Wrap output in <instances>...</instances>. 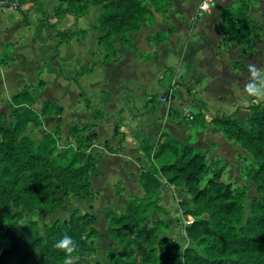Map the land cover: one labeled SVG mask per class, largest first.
I'll return each instance as SVG.
<instances>
[{
    "label": "trees",
    "instance_id": "1",
    "mask_svg": "<svg viewBox=\"0 0 264 264\" xmlns=\"http://www.w3.org/2000/svg\"><path fill=\"white\" fill-rule=\"evenodd\" d=\"M59 0L58 21L65 15L75 20L85 15L92 6H100L97 19V43L100 49L115 54L113 37L119 44L129 47L128 35L139 30L144 22L153 23L154 13L166 14L171 0ZM235 9L221 11L224 26L221 32L227 42L239 44L244 52L252 51V39L260 32L257 22L248 16L250 3L256 0H236ZM63 6H65L63 8ZM49 29H54L45 18ZM63 33L64 38L56 35ZM73 35V28L50 34L57 41V48ZM166 39L163 31L150 39L159 44ZM7 56L0 59V66ZM54 57L46 59L45 64ZM46 67V65H45ZM80 68L71 77L59 76L76 85L85 107L94 120L108 119L101 108L79 87L78 80L90 73ZM45 83L37 79L35 85L22 87L8 100V122L0 113V264H63L64 254L54 247L63 235L77 241L79 259L98 256L99 249L93 243L98 237L97 219L92 213L74 210L69 219L43 226L40 233L37 221L28 220L21 227L22 212L36 214L39 210H57L64 205V198L93 199L91 176L96 160L90 148L97 136L87 133L88 126L69 129L71 143L59 146L60 128L45 132L44 120L60 116L62 108L53 101H44L35 109L38 93ZM187 92L191 89L185 88ZM173 90V89H172ZM168 91L150 101H143V108L157 98L167 96ZM173 93L171 98L173 97ZM197 113L186 116L191 125L204 127L208 122L226 139L245 150L258 164L250 169L249 176L261 199H253L249 206L250 217L243 220V194L221 181L223 168L211 166L205 155L189 144L160 133L154 141L139 138V150L149 162L138 178L143 191L141 197L133 194L123 201L121 214L108 209L105 219L110 243L105 255L106 264H176L177 243L162 234L167 225L161 221L151 224L154 214L164 209L159 204L162 181L179 189L188 198L180 207L193 222L185 227V236L195 243L182 252L183 264H264V102L251 101L246 107L249 116L241 125L234 114L216 115L206 121L204 104ZM191 120V121H189ZM121 123L116 121L114 136H120ZM40 134V139L31 135ZM122 138L119 140L121 144ZM77 264H101L98 261H81Z\"/></svg>",
    "mask_w": 264,
    "mask_h": 264
},
{
    "label": "crops",
    "instance_id": "2",
    "mask_svg": "<svg viewBox=\"0 0 264 264\" xmlns=\"http://www.w3.org/2000/svg\"><path fill=\"white\" fill-rule=\"evenodd\" d=\"M172 2L165 15L154 13L153 23L144 22L137 32L128 35L129 47L119 44L118 37H113L115 54L101 50L97 43L99 34L95 28L101 13L100 6H92L76 20L71 15H65L59 21L56 11L59 0H28L19 9L0 7V59L7 56L6 63L0 66V97L4 93L10 97L24 86H33L44 75H53L51 78L55 77L54 80L74 85L62 79L58 72L50 71L59 70L63 76L71 77L80 68L91 69L90 73L79 78V87L95 106L111 115L108 119H93L76 85L84 108L90 113V119L81 124L72 120L74 117L65 95L67 85L57 86L55 94L50 93L44 99L62 108L60 116L49 117L52 122L60 124L61 120L69 121L66 130L61 127L60 138L62 132L69 135L72 126H88L87 133L96 134L97 139L90 148V154L96 160V169L91 176L93 190L97 188V192L105 195L110 193L114 182L120 183L121 197L116 198L118 211L129 195H143L138 178L141 170L147 168L148 161L139 150L140 137L154 141L160 133H167L172 139L199 150L206 161L210 154L222 157L223 152L225 154L239 147L233 141L235 145L227 143L210 123L207 122L204 127L191 125L186 116L199 112L198 102H201L204 104L202 113L206 121L216 115L234 114V118L245 126L249 116L246 107L253 101L243 90L248 77V64L264 67V45L258 49L256 47L264 42V0L249 4L248 16L258 23L260 36L252 39L253 49L246 53L241 45L227 42L221 32L224 26L221 11L225 8L235 9L238 6L236 0H214L213 8L208 12L198 10L202 0ZM45 18L49 24L56 25L54 29L47 27ZM186 20L191 23L187 29L184 27ZM33 24L41 28L35 30ZM71 28L73 35L57 48V41L52 40L50 34ZM161 31L166 39L159 44L151 42L150 39ZM209 34L215 36L214 43L208 41ZM56 36L65 37L63 33ZM45 46L54 51L53 54L48 52L42 55ZM51 57L54 59L45 64L46 59ZM59 61L74 66L72 73L54 68L53 65ZM42 81L45 85L38 93V99L48 86L46 81ZM166 87L173 89L172 98L168 101L157 98L143 108L144 100L161 96L169 90ZM185 88L192 92H187ZM43 102L37 100L35 106H41ZM116 121L121 123L122 150L116 156H111L110 152L120 140L113 134ZM103 132L110 135L109 139L101 136ZM96 179L97 183H94ZM172 192L174 195L181 193L162 181L159 194L162 208H167L165 204ZM183 198L188 202L185 196ZM107 200L113 202V199Z\"/></svg>",
    "mask_w": 264,
    "mask_h": 264
},
{
    "label": "rangeland",
    "instance_id": "3",
    "mask_svg": "<svg viewBox=\"0 0 264 264\" xmlns=\"http://www.w3.org/2000/svg\"><path fill=\"white\" fill-rule=\"evenodd\" d=\"M143 3L144 5H147L146 0H144ZM171 3H173L172 0H171ZM176 5L177 4L175 3L174 6ZM203 16L207 17L206 14H203ZM185 22L187 23H184V27L185 29H187L189 28V25L191 23L189 22V20H186ZM36 23L40 25L39 21H36ZM40 28H41L40 26L33 24V29L38 30ZM259 36H260L259 32H256L253 38H259ZM207 38L209 42L214 43V40H215L214 35L209 34ZM263 45H264V42L261 45L257 44L256 47L258 49ZM48 52H51V54H53L54 51H50V48L45 46L42 55ZM46 56L48 57L49 55H46ZM53 67L61 68L63 71L67 73L73 71L74 69V66H71L68 63H63L60 61L57 64L53 65ZM51 76L53 75H44L41 77L42 80L48 83V86L45 89V91L41 93V96H39L38 102L41 103L45 101L46 99H44V97L50 93L55 94L57 86L64 87V85H67L66 87L67 91L65 95L67 97L66 101L68 105L70 106L69 109L71 110V114L74 117L72 118V120L75 121V123L81 124V122H85L86 119H90V113L84 108L83 100L79 97L78 95L79 91L76 88V86L70 83L64 82L62 80H59V79L54 80L55 77L51 78ZM32 79H34L33 76H32ZM166 89H169V87L168 88L166 87ZM8 100H9V96L7 93H4V96L0 97V113L3 115L6 121L11 122L12 119L9 117V111H8ZM165 101H168V100H165ZM39 107L40 106H35V109L39 110ZM182 115H184V110H182ZM66 120L67 119H64L63 121L61 120L60 124H57L56 120H55L56 121L55 123V122H52L53 120L51 121V118L45 119L43 122L44 127H45L44 131L45 132L53 131L56 128V126H59L60 130H62L61 127H63V129L66 130L67 126L69 125V121L67 123ZM111 133H112V130L110 129L109 134ZM218 134L227 143H231L232 145H235L232 141L226 140L220 133ZM61 135H62V138H60L59 140L60 141L59 146L62 149L63 147L70 144L71 140H69L70 137L67 132H62ZM31 136L37 140L41 138L40 134H33ZM101 136L104 137L105 139H109L110 137V135H108L107 132L101 133ZM119 138L120 136H117V139ZM118 145H116L117 147L113 148L112 152H110L111 156H116L117 153L121 152L122 145H119V146ZM223 155L224 156L222 157L221 156L214 157L210 154L207 156L209 160V161L207 160V163L213 167L214 166L222 167L224 170L221 176V181L226 184H230L232 189H237L238 193L243 194L242 205H243L244 211H243V216H242L243 217L242 224H244L246 220L250 217V212L248 209L250 202L254 198L261 199V194L258 193L256 186L252 183L251 177L249 176L250 169L254 165L256 167L258 164L252 159V157L245 150L241 149L240 147L233 148L231 151L225 152V154L223 152ZM146 164L148 168L149 162H147ZM95 182L97 183V179L94 181V183ZM120 187H121L120 183L116 181L114 182V185L110 187L109 189L110 193L105 194V195L104 194L101 195L100 192H97V188L96 190L94 188L93 190L95 191L93 192L94 197L91 201H86V200L74 198L72 196H68L64 198V205L60 209H57V210L43 209V210H39V212L36 214L22 212L23 219L17 224V226L21 227L28 220H35L38 223L40 233H42L43 226L45 225L50 226L54 222L69 219L71 213L74 210H79L82 213H92L95 215V217L97 214V218L99 221L97 222L95 228L97 230L98 237L93 240L94 241L93 243L99 249L100 254L98 256L80 258L79 260L83 262L98 261L101 264H106L105 255L107 253V246L110 243V241L107 236L108 224L105 219V213L108 209L117 210L119 214L125 211L124 206H122V209H120L119 211L116 208L117 207L116 202L118 201L116 198L121 197ZM170 196L171 198H169L165 204L167 208L166 209L163 208L164 209L163 211H160L158 214H154L150 220V223L156 224L161 221L162 224L167 225L166 231L162 235L170 237L172 240H174L177 243V250L175 252L176 264H183L182 262L183 250L186 247L196 246L195 243H193L188 238H186L185 230H184L185 227L189 226L193 222V218L191 216H185L184 210H182V208L180 207V203L182 201H185L183 198L184 195L182 193L177 192L174 195V192H172ZM107 198L113 199V202H110L111 200L106 201ZM102 214H104L103 215L104 217H102Z\"/></svg>",
    "mask_w": 264,
    "mask_h": 264
},
{
    "label": "clouds",
    "instance_id": "4",
    "mask_svg": "<svg viewBox=\"0 0 264 264\" xmlns=\"http://www.w3.org/2000/svg\"><path fill=\"white\" fill-rule=\"evenodd\" d=\"M214 0H202L199 5L202 11H210ZM171 60L172 57L170 56ZM248 77L243 85V90L254 102L264 101V67L255 63L248 64ZM54 247L64 254L63 264H77L79 260L78 243L71 236L65 234L54 244Z\"/></svg>",
    "mask_w": 264,
    "mask_h": 264
},
{
    "label": "built area",
    "instance_id": "5",
    "mask_svg": "<svg viewBox=\"0 0 264 264\" xmlns=\"http://www.w3.org/2000/svg\"><path fill=\"white\" fill-rule=\"evenodd\" d=\"M28 0H0V7L1 8H5V9H19L21 8ZM202 3V2H201ZM200 3V4H201ZM199 4V5H200ZM198 10L201 11V12H205V11H202L200 9V7L198 6ZM208 12V11H207ZM168 91V95L167 96H163V97H160L159 100L161 101H165V100H168L171 98L172 96V93H173V90L172 88H170Z\"/></svg>",
    "mask_w": 264,
    "mask_h": 264
}]
</instances>
